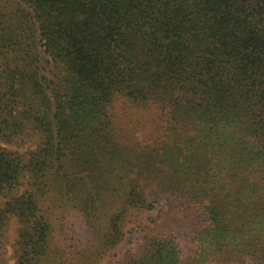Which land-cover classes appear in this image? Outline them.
<instances>
[{
  "label": "trees",
  "instance_id": "trees-1",
  "mask_svg": "<svg viewBox=\"0 0 264 264\" xmlns=\"http://www.w3.org/2000/svg\"><path fill=\"white\" fill-rule=\"evenodd\" d=\"M118 98L154 139L120 141ZM146 189L190 250L164 229L119 264H264V0H0V264H103Z\"/></svg>",
  "mask_w": 264,
  "mask_h": 264
},
{
  "label": "rangeland",
  "instance_id": "rangeland-1",
  "mask_svg": "<svg viewBox=\"0 0 264 264\" xmlns=\"http://www.w3.org/2000/svg\"><path fill=\"white\" fill-rule=\"evenodd\" d=\"M40 61L43 66H48L42 52L40 54ZM48 70L49 68L46 69L45 67L46 74ZM45 71L43 70L44 73ZM158 110V107L154 104L146 107H136V105L123 98L115 99L111 105L110 113L120 141L126 144H134L136 142H149L152 138L154 139L159 132ZM16 142L18 143L14 145L1 144V146L10 151L18 150L24 152L37 144L36 138L33 137L20 139ZM16 145L19 146L16 147ZM146 193L153 208L149 211L131 213L125 227L123 242L105 256L103 264H119L132 256H136L144 241V237L164 229H175V233L179 235V243L183 251L188 252L190 250L182 235L178 211L166 200L163 194L151 189H146ZM69 224L70 227L73 226V233L79 235V241L82 232L74 229V224L76 223H73L72 220H70ZM11 237H15L14 224H12ZM9 255L10 263H12V251L9 252Z\"/></svg>",
  "mask_w": 264,
  "mask_h": 264
}]
</instances>
